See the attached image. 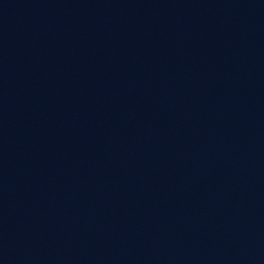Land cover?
<instances>
[{"label":"water","instance_id":"water-1","mask_svg":"<svg viewBox=\"0 0 264 264\" xmlns=\"http://www.w3.org/2000/svg\"><path fill=\"white\" fill-rule=\"evenodd\" d=\"M0 264H264V0H0Z\"/></svg>","mask_w":264,"mask_h":264}]
</instances>
